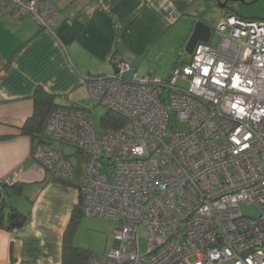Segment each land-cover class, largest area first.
I'll return each mask as SVG.
<instances>
[{
	"label": "built area",
	"instance_id": "built-area-1",
	"mask_svg": "<svg viewBox=\"0 0 264 264\" xmlns=\"http://www.w3.org/2000/svg\"><path fill=\"white\" fill-rule=\"evenodd\" d=\"M0 13L49 31L62 20L48 0H0ZM214 30L217 47L197 43L166 80L126 79L116 56L112 75L84 78L117 128L98 131L80 108L50 112L34 160L76 184L83 215L118 223L113 247L86 264H264V20L224 14ZM65 146L87 156L80 181Z\"/></svg>",
	"mask_w": 264,
	"mask_h": 264
},
{
	"label": "crops",
	"instance_id": "crops-1",
	"mask_svg": "<svg viewBox=\"0 0 264 264\" xmlns=\"http://www.w3.org/2000/svg\"><path fill=\"white\" fill-rule=\"evenodd\" d=\"M220 1H228V9H218L214 0H48L62 18L54 31L0 13V182L19 172L20 194L7 197L5 210L27 215L21 228H0V264H63L68 223L79 202L77 188L52 180L36 163L37 142L22 132L35 113V91L72 108L88 98L85 77L113 74L112 57L138 65L175 35L188 39L197 21L209 26L210 13L264 20V0Z\"/></svg>",
	"mask_w": 264,
	"mask_h": 264
},
{
	"label": "rangeland",
	"instance_id": "rangeland-1",
	"mask_svg": "<svg viewBox=\"0 0 264 264\" xmlns=\"http://www.w3.org/2000/svg\"><path fill=\"white\" fill-rule=\"evenodd\" d=\"M255 7L257 6H250V8H253L254 12H256L255 10H258V8ZM216 13L217 12L213 14L210 13L211 20L209 21V26L212 30V36L208 44L212 47H217L219 43V37L215 34L214 30L220 19H217ZM197 18H199L198 15H196L193 20H196ZM188 39H186L185 35H183L181 39L180 35H175V37H172L171 41L167 44H164L163 46L159 44L155 48V52H153L149 58L144 59L138 65L132 66L131 71L125 75V78L129 79L133 74H136L139 78L151 74L152 77H159L162 80H166L169 77L172 69L178 63H185L190 58V55H188L185 51ZM78 103L82 106L81 108L90 113L94 120L96 129L100 131L102 129L103 119L107 114V109L101 105L93 104L90 98H83L77 102H72L71 107H79ZM53 147L57 148L56 145ZM63 153L77 168V176L80 177L87 163L86 154L80 153L71 146L63 147ZM240 210L246 216L253 218L257 216V211L252 205L242 203L240 204ZM116 227H118V223L116 221H112L104 217H93L82 214L79 217L75 229L70 237L71 245L73 247L88 250L94 256L103 255L106 251L113 247L112 237ZM146 246L147 240L145 233L141 232V252L145 251Z\"/></svg>",
	"mask_w": 264,
	"mask_h": 264
},
{
	"label": "trees",
	"instance_id": "trees-1",
	"mask_svg": "<svg viewBox=\"0 0 264 264\" xmlns=\"http://www.w3.org/2000/svg\"><path fill=\"white\" fill-rule=\"evenodd\" d=\"M35 95H37V98H39L35 108V113L32 118L26 121L22 128V132L30 136L33 141L37 142L35 144L36 147L38 143L47 141L46 122L52 109L57 106H55L53 103L52 95H49L39 89L35 91ZM120 124H122V119L107 111V114L103 119L102 127L117 128L120 126ZM81 177L82 175L80 177L77 176V179L80 181ZM52 180L77 188L75 183H68L55 178H52ZM19 188L20 186L17 182H15L14 184L2 189L6 197H2L0 199V228L6 230L7 232L21 228L27 221V215L21 213L15 208H11L7 211L5 210L7 208L5 204L7 197H9L12 192L20 194L21 190ZM81 215V203L79 201L77 206L74 207L70 221L68 223L66 231L68 238L65 240V245L62 251L63 264H86L87 260L92 256L88 250L73 247L68 241Z\"/></svg>",
	"mask_w": 264,
	"mask_h": 264
},
{
	"label": "water",
	"instance_id": "water-1",
	"mask_svg": "<svg viewBox=\"0 0 264 264\" xmlns=\"http://www.w3.org/2000/svg\"><path fill=\"white\" fill-rule=\"evenodd\" d=\"M218 9H228L227 2L221 3L220 0H214ZM233 1V0H230ZM211 35V28L205 23V21H197L192 29V33L187 41L185 51L188 55H191L194 47L197 43H207ZM2 189H0V199L2 198Z\"/></svg>",
	"mask_w": 264,
	"mask_h": 264
}]
</instances>
